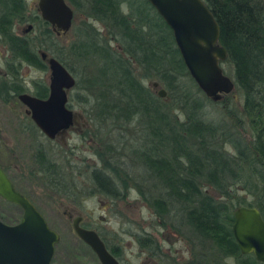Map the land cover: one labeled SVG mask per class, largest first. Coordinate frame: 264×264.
<instances>
[{
	"label": "trees",
	"instance_id": "16d2710c",
	"mask_svg": "<svg viewBox=\"0 0 264 264\" xmlns=\"http://www.w3.org/2000/svg\"><path fill=\"white\" fill-rule=\"evenodd\" d=\"M201 1L218 23V41L227 52L222 63L231 65L233 91L242 98L240 111L230 95L218 102L203 95L182 62L173 33L145 0H66L106 30L103 36L85 22L68 48L89 69L87 88L93 90L98 121L124 125L137 120L145 131L130 162L139 163L146 180L134 184L129 172L112 164L105 154L112 151L109 146L100 155L101 170L94 168L90 175L97 191L111 200L122 199L134 187L159 218L171 211L182 217L184 227L178 232L192 236L186 239L198 248L199 264H263L240 253L231 227L238 207H256L264 220V3ZM26 10L23 0H0L1 44L18 57L14 59L40 70L47 64L38 50L48 51L73 74L48 23L30 18L42 26L40 35L49 46L12 34L13 23L28 21ZM146 80H156L166 90L165 99ZM33 85L35 96L48 95L46 84ZM208 104L221 105L218 120L207 119ZM35 157L36 173L48 181L57 166L41 149ZM111 181L124 185L122 195ZM148 183L158 194H149ZM204 251L211 255L208 263Z\"/></svg>",
	"mask_w": 264,
	"mask_h": 264
},
{
	"label": "rangeland",
	"instance_id": "374dc122",
	"mask_svg": "<svg viewBox=\"0 0 264 264\" xmlns=\"http://www.w3.org/2000/svg\"><path fill=\"white\" fill-rule=\"evenodd\" d=\"M23 2L27 9L25 16L28 21L16 23L13 29L17 35L23 36V28L31 25L32 31L26 34L27 38L49 46L47 39H43L40 35L43 31L42 26L30 19H40L36 9L38 0H23ZM71 8L74 12V20L70 30L64 35L53 33L54 44L63 49L64 58L74 70L76 85L69 90L68 107L74 112L75 124L55 139L48 140L33 124L27 108L18 101L17 96L7 97L9 99L5 102L0 99V167L12 180L15 188L32 201L49 227L58 233L59 243L55 246L53 264L98 263L93 252L78 239L72 229V222L77 215L84 218V225L88 224L90 228L100 232L107 242L121 244L127 255L142 251L139 242L148 234L156 236L165 251H171L170 254L178 261L177 264H193L195 259L193 254L196 250L186 239L192 236L184 230L181 235L179 234L178 230L184 227L183 220L179 215L175 216L174 211L159 218L134 187L127 192L124 199L111 200L100 194L97 188L95 195H87L89 192L87 189L94 187L90 175L92 167L102 168L100 155L107 146L111 147L112 151L104 153L111 156L112 164L120 165L125 172L130 173L134 184L147 179L139 163L130 162V153L135 149H141V139L145 131L137 120L124 125L98 121L95 112L92 111L95 102L93 90L87 88L86 78L90 74L89 69L74 59L68 48L79 38L78 33L85 22L90 23L103 36H106V30L100 22L92 21ZM112 46L117 47L114 42ZM40 50L38 54L48 53ZM7 56H10V51L4 44H0L1 74L9 69L6 61L11 59H6ZM18 62L17 60L14 64V70L18 72L16 81L21 84L25 92L33 94L34 82L48 85L50 71L47 65L44 70H40L26 62ZM221 68L223 73L232 78L233 73L229 63H222ZM3 76H0V86L6 79ZM153 81L146 80L144 84L156 93L159 88L151 87ZM229 95L240 111L241 95L236 91H232ZM82 96L85 97L86 102ZM220 106L208 104L205 108L207 119L218 120ZM40 149L57 166L53 168L55 172H49L51 178L48 181H44L36 173L38 167L35 165L37 161L35 153ZM147 186L149 194L154 196L158 194L152 185L148 183ZM141 189L146 192L145 188L141 187ZM22 213L18 206L0 197V218L3 222L9 225L16 224L20 222ZM131 258L134 262L137 261L135 257Z\"/></svg>",
	"mask_w": 264,
	"mask_h": 264
},
{
	"label": "water",
	"instance_id": "95a60500",
	"mask_svg": "<svg viewBox=\"0 0 264 264\" xmlns=\"http://www.w3.org/2000/svg\"><path fill=\"white\" fill-rule=\"evenodd\" d=\"M167 24L183 64L195 85L206 98L218 102L234 90L232 79L223 73L221 64L227 59L225 48L219 44V26L201 0H145ZM40 19L57 35L66 34L74 20L73 9L66 0H38ZM28 25L26 31H31ZM50 71L48 97L42 99L23 93L19 101L26 106L34 125L46 138L54 139L73 126L74 112L68 108V92L76 80L72 73L54 57L40 52ZM156 94L165 99L166 90L157 81L151 84ZM0 197L18 206L22 213L19 223L8 225L0 220V264H52L59 235L32 201L15 189L11 179L0 167ZM75 220V235L95 254L101 264H118L105 249L102 239L91 229H83ZM233 238L240 253L252 254L264 264V220L255 207L234 210ZM62 264V263H59Z\"/></svg>",
	"mask_w": 264,
	"mask_h": 264
},
{
	"label": "flooded vegetation",
	"instance_id": "af4514ba",
	"mask_svg": "<svg viewBox=\"0 0 264 264\" xmlns=\"http://www.w3.org/2000/svg\"><path fill=\"white\" fill-rule=\"evenodd\" d=\"M22 1V0H21ZM38 12V11H37ZM39 14V13H38ZM40 18V16H39ZM42 20V19H41ZM43 22V21H42ZM16 23H13L12 26H11V30H12V34H14L16 37H19L21 38L22 40H25L26 43H29L31 44V40L27 38L26 34L31 32V31H26V28H23V33L24 35L23 36H20V35H17L15 30L13 29L14 26H15ZM50 26V25H49ZM52 29V28H51ZM1 33H0V44H1ZM6 46V45H5ZM7 47V46H6ZM8 48V47H7ZM9 51V50H8ZM47 53V52H46ZM48 54V53H47ZM40 55V54H39ZM49 55V54H48ZM14 58H18V57H13L11 52H10V56H7L6 59H11V61H6L7 62V65L9 66V69L8 70H5L3 73L4 74H1L0 73V76L1 75H4L3 78H6L4 83L2 84V86H0V99L3 100L4 102L5 101H8L7 97H10V96H17V99H18V96L20 94H23V93H28V92H25L23 90V88L21 87V84L18 83V81H16L18 79V75H17V70H14L15 68V61L17 60H12ZM20 63V62H18ZM66 68V67H65ZM70 71V70H69ZM73 75V74H72ZM74 76V75H73ZM36 83V82H35ZM76 85V84H75ZM47 88H48V85H47ZM71 90V89H70ZM48 92V91H47ZM69 93V92H68ZM32 96H35L34 93L31 94V93H28ZM49 94V92H48ZM38 97V96H36ZM48 97V95L42 99H46ZM40 98V97H39ZM19 101V99H18ZM20 102V101H19ZM68 102V100H67ZM21 103V102H20ZM69 103V102H68ZM22 104V103H21ZM25 106V105H24ZM26 107V106H25ZM69 108V107H68ZM31 119V117H30ZM32 121V120H31ZM74 123V122H73ZM75 124V123H74ZM73 124V125H74ZM36 126V125H35ZM64 132V131H63ZM41 133V132H40ZM62 133V132H60ZM42 134V133H41ZM43 135V134H42ZM60 135V134H59ZM59 135H57L56 137H58ZM45 136V135H44ZM48 139V138H47ZM55 139V138H54ZM49 140V139H48ZM53 140V139H51ZM56 166V164H54ZM95 166L92 167V170H94ZM98 170H101L99 169L98 167L96 168ZM91 170V171H92ZM108 179H112L111 176H107ZM110 181V180H109ZM93 184H94V187H90L87 189V195H95V189L97 188V185H96V181H92ZM113 185H115V189L118 188L119 190V193L122 195L123 193V188H124V185L118 183L117 182H113ZM15 187V186H14ZM99 187V186H98ZM16 189V188H15ZM18 190V189H16ZM91 190V191H90ZM100 193V191H98ZM117 192V191H116ZM22 193V192H21ZM102 194V193H100ZM116 194V193H115ZM110 199V198H109ZM29 200V199H28ZM0 220L2 221V219L0 218ZM75 220H78L79 222V226L83 229H91L93 231H95L100 239H102L103 243H104V246H105V249H107V251H109V253L111 254V256L117 261L118 264H177L178 261L176 259L173 258V256H171V251H165L162 246H161V243L159 244L158 240H157V237L156 236H152V235H148L146 234L145 236H143L144 238L139 242L140 243V246L139 247H142L143 250L140 251L139 253H134V254H130V255H127L124 250L125 248H123L121 246V244H118V243H113L112 242H107L106 240H104L102 238V235L100 234V232L94 230L93 228H90V226L88 224L84 225L83 224V221H84V218L77 215L75 216L73 222H72V229H73V223L75 222ZM3 222V221H2ZM5 223V222H4ZM19 223V222H18ZM7 224V223H6ZM17 224V223H16ZM9 225V224H8ZM51 229V228H50ZM74 231V229H73ZM77 236V235H76ZM155 237V238H153ZM79 239V238H78ZM80 240V239H79ZM82 241V240H81ZM119 241V240H118ZM83 242V241H82ZM116 242V241H115ZM84 243V242H83ZM56 246V245H55ZM88 247V246H87ZM89 248V247H88ZM90 249V248H89ZM196 250V252L193 254L195 259L193 261V264H199L197 261H198V249L197 248H194ZM92 251V250H91ZM93 252V251H92ZM94 254V253H93ZM55 255V254H54ZM95 255V254H94ZM203 262H209L210 259H211V255L209 254V252H205L203 253ZM96 257V256H95ZM131 257H135L136 258V262H134V259L131 258ZM54 258V257H53ZM97 260V258H96ZM52 264H53V259H52ZM59 264V263H57ZM64 264V263H62ZM97 264H101L100 261L98 260V263ZM203 264V263H201Z\"/></svg>",
	"mask_w": 264,
	"mask_h": 264
}]
</instances>
